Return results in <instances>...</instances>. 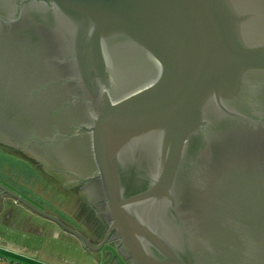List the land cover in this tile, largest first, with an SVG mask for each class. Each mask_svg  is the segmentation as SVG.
<instances>
[{"label":"water","instance_id":"obj_1","mask_svg":"<svg viewBox=\"0 0 264 264\" xmlns=\"http://www.w3.org/2000/svg\"><path fill=\"white\" fill-rule=\"evenodd\" d=\"M0 144L98 176V242L0 196L109 264H264V0H0Z\"/></svg>","mask_w":264,"mask_h":264},{"label":"crops","instance_id":"obj_2","mask_svg":"<svg viewBox=\"0 0 264 264\" xmlns=\"http://www.w3.org/2000/svg\"><path fill=\"white\" fill-rule=\"evenodd\" d=\"M37 195L33 190L28 200L69 220L61 214L62 210L56 213L46 209L42 197L39 199ZM37 216L13 199H0V264H109L106 256L85 250L73 235ZM60 240L67 243H55Z\"/></svg>","mask_w":264,"mask_h":264},{"label":"flooded vegetation","instance_id":"obj_3","mask_svg":"<svg viewBox=\"0 0 264 264\" xmlns=\"http://www.w3.org/2000/svg\"><path fill=\"white\" fill-rule=\"evenodd\" d=\"M37 165L45 174L56 180L59 190L69 195L67 199L70 198L77 201L82 211L83 219L86 221H84L86 223V229H82L81 231L90 236L93 241H100L106 231L108 220L106 219V213L102 206L103 198H101L98 192V176L95 174H88L84 179L78 182L69 183V178L74 174L69 169L57 165L54 167L55 177H53L51 174L46 173L40 164L37 163ZM0 199L11 198L1 195ZM66 221L72 224V222Z\"/></svg>","mask_w":264,"mask_h":264},{"label":"rangeland","instance_id":"obj_4","mask_svg":"<svg viewBox=\"0 0 264 264\" xmlns=\"http://www.w3.org/2000/svg\"><path fill=\"white\" fill-rule=\"evenodd\" d=\"M15 158L17 157L15 156V154H12V153L9 155L5 153L0 154V183L7 186L10 189L13 188L12 189L13 191L14 190L18 191L17 189H19L18 192L22 193L24 195L23 196L24 198H26L27 200L31 199L29 197L31 195L28 194L29 190L25 192L24 190H20V188H17L18 186H16L15 183H13L12 181L8 179V176L11 174L8 170L9 165L13 164V167L16 166L15 160L17 159ZM8 163L10 164L8 165ZM17 167L18 166H16L14 170H16ZM14 170L12 171L13 173L15 172ZM25 171L23 172V174H24V177H26V179H24V181L27 182L26 187L32 190L35 189L34 191L38 194L36 197H39V199H41L42 197V201H44L43 204L46 209H50L54 212L56 211V213L58 209L60 211L62 210L61 214L66 219H69L68 221L74 223L78 228L86 229V223H85L86 221L83 219L82 211L80 210L79 204H77V201L75 199H72V200L70 198L67 199L69 195L64 193L62 190H59L58 188L59 186L56 185L55 180H52L53 185L51 186V185H48V184H51V181L47 179L44 175H41L40 173H38L37 176H32L33 174L32 170L28 169ZM37 217H39L40 219H45L39 215ZM62 242L67 243L66 241H61V240L55 243L62 244Z\"/></svg>","mask_w":264,"mask_h":264},{"label":"trees","instance_id":"obj_5","mask_svg":"<svg viewBox=\"0 0 264 264\" xmlns=\"http://www.w3.org/2000/svg\"><path fill=\"white\" fill-rule=\"evenodd\" d=\"M3 151V152H2ZM13 152H17L14 148H12V147H9V146H6V145H3V144H0V154L1 153H5V154H7V155H9V154H14ZM15 156L17 157V158H15V159H17V160H15V162H16V166H18L17 168H16V170H14L15 169V167H13V164H11V165H9L10 163H8V165H9V172L11 173L9 176H8V179L10 180V181H12L13 183H15L16 184V186H18L17 188H20V190H24V192L25 191H28V189L29 190H31V191H28V194L29 195H31L32 196V192H33V190L32 189H30V188H28V187H26V181H24V179H26V177H24V174H23V172L25 171V170H32L33 172V174H32V176H37V174L38 173H40L41 175H44L47 179H49L50 181H51V184H48V185H53V183H52V178L51 177H49L47 174H45L43 171H42V169L34 162V164L33 165H30L29 163H28V160L30 159V158H27L26 159V156H17L16 154H15ZM25 157V158H24ZM11 170V171H10ZM15 171L14 173L12 172V171ZM26 172V171H25ZM31 176V175H30ZM37 178V177H36ZM47 185V186H48ZM56 185H57V183H56ZM58 186V185H57ZM13 189V188H12ZM26 189V190H25ZM18 191H19V189H17ZM35 190V189H34ZM56 190H57V188H56ZM16 193H18V194H20L21 196H24L22 193H20V192H18V191H16V190H14ZM30 192V193H29ZM57 192H58V190H57ZM56 193V192H55ZM53 194H54V192H53ZM72 200V199H71Z\"/></svg>","mask_w":264,"mask_h":264}]
</instances>
